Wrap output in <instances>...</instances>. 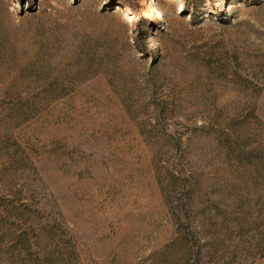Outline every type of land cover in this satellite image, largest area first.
I'll return each mask as SVG.
<instances>
[{"label": "rangeland", "instance_id": "rangeland-1", "mask_svg": "<svg viewBox=\"0 0 264 264\" xmlns=\"http://www.w3.org/2000/svg\"><path fill=\"white\" fill-rule=\"evenodd\" d=\"M146 5L0 0V264H264V0Z\"/></svg>", "mask_w": 264, "mask_h": 264}, {"label": "clouds", "instance_id": "clouds-1", "mask_svg": "<svg viewBox=\"0 0 264 264\" xmlns=\"http://www.w3.org/2000/svg\"><path fill=\"white\" fill-rule=\"evenodd\" d=\"M18 2V0H17ZM206 5L209 3V0H205ZM18 7H19V3H18ZM183 9V5H179L178 6V11H181ZM149 18H153L156 20H162L164 17V11L161 9H158L156 7L152 6V0H148V3L146 5V13H145ZM178 14V13H177ZM229 15L231 14V11L229 10ZM158 46V42L155 41H151V39L148 41V47L149 48H155ZM134 51V49H133Z\"/></svg>", "mask_w": 264, "mask_h": 264}, {"label": "trees", "instance_id": "trees-1", "mask_svg": "<svg viewBox=\"0 0 264 264\" xmlns=\"http://www.w3.org/2000/svg\"><path fill=\"white\" fill-rule=\"evenodd\" d=\"M122 6L123 7H128V8H131V6L130 5H125V4H122ZM124 9V8H123ZM135 17H137V26H141V23H142V25H149V21H148V19L147 18H144V17H142V15L140 14V13H137V14H133ZM151 23H155V22H157V21H155V22H152V21H150ZM141 34H143V33H138V35H141Z\"/></svg>", "mask_w": 264, "mask_h": 264}, {"label": "bare ground", "instance_id": "bare-ground-1", "mask_svg": "<svg viewBox=\"0 0 264 264\" xmlns=\"http://www.w3.org/2000/svg\"><path fill=\"white\" fill-rule=\"evenodd\" d=\"M171 1L174 2V1H177V0H171ZM147 3H148V0H147ZM152 6H153V5H152ZM153 7H154V6H153ZM116 10H119L122 14L125 13V9H123V8H119V7H117ZM127 18H128V21L131 22L130 18H129V17H127ZM148 18H149V17H148ZM149 20L152 21V22L158 21V20L153 19V18H149Z\"/></svg>", "mask_w": 264, "mask_h": 264}]
</instances>
